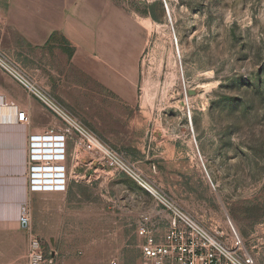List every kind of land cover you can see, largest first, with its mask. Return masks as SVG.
Listing matches in <instances>:
<instances>
[{
    "label": "rangeland",
    "instance_id": "rangeland-1",
    "mask_svg": "<svg viewBox=\"0 0 264 264\" xmlns=\"http://www.w3.org/2000/svg\"><path fill=\"white\" fill-rule=\"evenodd\" d=\"M113 1L148 30L140 81L144 126L132 134L108 132L115 131L109 124H126L116 113H133L107 110L114 104L109 96L85 95L82 104L67 106L141 173L154 188L148 190L167 194L211 230L231 233L230 219L264 264V0H166L170 17L164 0ZM109 175L94 186L84 182L82 196L69 198H82L89 218L87 205L98 204L99 264H140L136 248H122L109 235L137 229L142 216L159 208L128 173ZM74 206L61 216L70 234L77 232Z\"/></svg>",
    "mask_w": 264,
    "mask_h": 264
},
{
    "label": "crops",
    "instance_id": "crops-1",
    "mask_svg": "<svg viewBox=\"0 0 264 264\" xmlns=\"http://www.w3.org/2000/svg\"><path fill=\"white\" fill-rule=\"evenodd\" d=\"M147 38L146 24L113 0H0V49L67 109V104L77 106L91 95L109 96L114 101L109 111L133 112L116 113L114 118L126 124H109L115 131L108 132L124 128V133L132 134L144 126L139 118L140 81ZM16 110H26L28 121H17ZM62 127L50 109L0 68V264L27 263L28 237L19 224L24 204L31 207L34 232L46 252L55 254L57 264H99L100 231L94 211L98 204L92 199L87 205L89 218L83 215L84 200L69 197H81L84 182L100 184L111 172L90 155L81 157L82 151L69 140L62 162L69 174L67 189H30L31 136ZM70 206L76 207L78 217L75 234L68 233V222L61 218ZM109 239L122 248H136L144 264L136 226L128 232L115 230Z\"/></svg>",
    "mask_w": 264,
    "mask_h": 264
},
{
    "label": "built area",
    "instance_id": "built-area-1",
    "mask_svg": "<svg viewBox=\"0 0 264 264\" xmlns=\"http://www.w3.org/2000/svg\"><path fill=\"white\" fill-rule=\"evenodd\" d=\"M0 68L50 109L63 126L59 131L50 128L45 134L30 138L32 191L67 189L69 174L62 162L66 159L67 142L73 140L76 150L86 152L102 169L128 173L154 197L159 208L157 214L144 215L137 224V232L142 238L144 264H260L247 250L230 219L228 223L231 233L218 228L211 230L167 194L159 190L155 193L148 190L144 184L145 179L135 167L1 49ZM16 120L27 122V111L16 110ZM19 224L28 237L26 264H57L55 254L46 252L43 242L33 231L29 204L22 206Z\"/></svg>",
    "mask_w": 264,
    "mask_h": 264
},
{
    "label": "bare ground",
    "instance_id": "bare-ground-1",
    "mask_svg": "<svg viewBox=\"0 0 264 264\" xmlns=\"http://www.w3.org/2000/svg\"><path fill=\"white\" fill-rule=\"evenodd\" d=\"M167 5H168L169 13H170V15H171V8H170L168 2H167ZM174 35H175V34H174ZM176 36H177V35H176ZM178 46H179V45H178ZM179 47H180V46H179ZM179 49H180V48H179ZM179 52H180V51H179ZM189 113H190V121H191V125H192V127H193V131H194V133H195L194 126H193L192 112L189 111ZM200 156H201V155H200ZM201 160H202L203 164H205V162H204V160H203L202 157H201ZM144 184H145V186L147 187V189H150V190H153V191H154V188H153V187L151 186V184H149L147 181L144 182Z\"/></svg>",
    "mask_w": 264,
    "mask_h": 264
},
{
    "label": "water",
    "instance_id": "water-1",
    "mask_svg": "<svg viewBox=\"0 0 264 264\" xmlns=\"http://www.w3.org/2000/svg\"><path fill=\"white\" fill-rule=\"evenodd\" d=\"M164 1H165V0H164ZM165 7H166V10H167L168 16L170 17V13H169L168 5H167V2H166V1H165Z\"/></svg>",
    "mask_w": 264,
    "mask_h": 264
}]
</instances>
